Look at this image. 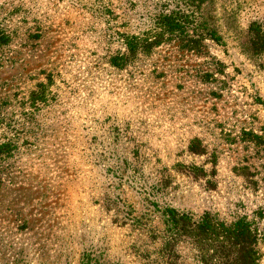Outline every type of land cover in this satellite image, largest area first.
I'll use <instances>...</instances> for the list:
<instances>
[{"label": "rangeland", "instance_id": "1", "mask_svg": "<svg viewBox=\"0 0 264 264\" xmlns=\"http://www.w3.org/2000/svg\"><path fill=\"white\" fill-rule=\"evenodd\" d=\"M174 5L0 0V22L21 36L0 57V142L19 137L0 158V264H165V205L246 217L264 264V50L246 51L264 0L182 4L200 46L163 43L132 67L110 66L118 34L150 30ZM46 76L53 100L21 124V97ZM177 162L204 166L203 181ZM195 248L178 242L174 264H203Z\"/></svg>", "mask_w": 264, "mask_h": 264}, {"label": "trees", "instance_id": "2", "mask_svg": "<svg viewBox=\"0 0 264 264\" xmlns=\"http://www.w3.org/2000/svg\"><path fill=\"white\" fill-rule=\"evenodd\" d=\"M173 1H175L173 8H166L155 14V24L150 30L137 34L127 32L118 34V47L114 55L109 58L110 66L116 69L132 67L143 56L150 55L153 49L163 43L177 42L181 48L188 50H195L201 45L203 34L194 32L195 28L199 27L197 26L199 20L192 23L195 27H190L191 11L185 12L182 9V4L188 9L194 0H171V2ZM248 34L250 38L246 51H250L252 56L258 55L264 50V28H261L259 24H253L252 28L249 27ZM206 35L215 39L217 36L214 27L210 26ZM30 36L36 38L39 35L33 33L28 36L27 34V38ZM19 37L21 36H18L13 25L7 24L5 21L0 22V57L2 50ZM48 78L50 76H46V82L39 80L21 97L18 104L24 112L23 115L26 116V119L25 116L22 117L23 123L21 124L33 121L34 114H37L41 107L48 105L49 100H53L48 97L47 88L50 85ZM3 122L4 118L0 114V124ZM37 137L35 135L34 140H37ZM93 140L95 139L93 138ZM18 141V136L2 140L0 142V158L13 157L18 152ZM90 142L95 144L91 139ZM188 151L202 154L204 146L190 141ZM174 165L179 171H183L191 181H203L202 179L207 173L204 166L194 162H177ZM160 182L158 191L168 186L164 179ZM204 187L209 189L210 187L214 188L215 185L210 182V179H207L204 182ZM160 216L163 224L160 235V254L165 264H174L176 244L183 240L194 244L203 264H216L212 259H216L219 264H254L257 260V251L254 247L257 232L246 217L242 216L225 222L206 210L194 215L189 210H179L171 205H165Z\"/></svg>", "mask_w": 264, "mask_h": 264}]
</instances>
